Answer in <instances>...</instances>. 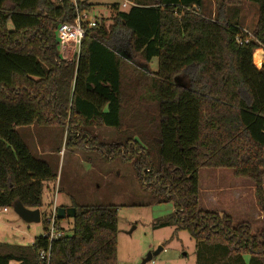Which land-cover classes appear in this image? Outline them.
<instances>
[{"label": "trees", "instance_id": "16d2710c", "mask_svg": "<svg viewBox=\"0 0 264 264\" xmlns=\"http://www.w3.org/2000/svg\"><path fill=\"white\" fill-rule=\"evenodd\" d=\"M125 1L132 5L127 12L113 5L109 25L84 24L78 55L64 60L57 28L91 5L0 0V210L15 203L40 210L56 180L16 129H66V143L101 151L88 130L105 127L120 135L108 157L131 161L143 189L172 205L161 225L189 234L196 264H264V228L253 234L249 223L198 206L199 171L231 169L253 183L264 218V63L257 69L252 62L264 48V0H244L257 20L253 40L242 45V0H213V17L201 14L205 0ZM153 59L157 71L149 77ZM128 67L151 82L158 116L148 130L122 121ZM71 207L72 234L51 243L48 262L39 258L48 247L40 236L29 246L0 243V264H118L117 207Z\"/></svg>", "mask_w": 264, "mask_h": 264}, {"label": "rangeland", "instance_id": "374dc122", "mask_svg": "<svg viewBox=\"0 0 264 264\" xmlns=\"http://www.w3.org/2000/svg\"><path fill=\"white\" fill-rule=\"evenodd\" d=\"M81 1L92 6L86 12L88 21H105L106 25H109L113 5L123 12L129 9L121 7L120 0ZM212 8L211 0H205L201 14L209 17ZM253 16L251 8L244 9L246 22L240 24L241 29L251 32ZM61 57L72 59L74 55L65 51ZM133 63L143 65L138 59ZM149 68L147 75L151 77L150 73L157 71L156 59L151 61ZM150 83L149 80L145 83L130 67L124 72L121 97L124 126L135 125L139 130H148L146 128L148 123H152L151 117L158 116L156 103L150 94ZM16 131L33 156H43L41 159L49 164L56 180L43 193L40 223H24L12 209L5 214L0 211V243L29 246L35 238H39L43 233L44 214L49 211L57 188V208H71L72 202L83 207H117L118 264H141L148 253H154L159 248V253L147 264H196L195 242L189 234L177 231L173 225H161L173 212L172 205L159 203L149 191L143 189L131 161L108 157L111 150L107 147L120 136L118 131L105 127L89 128L96 144L105 146L101 151L87 148L80 142L78 145L66 143V129L62 128L32 126ZM127 137L128 134L124 138ZM198 175L199 194L202 191L203 196L211 190L215 191L217 198L214 205L200 203V199V210L222 212L230 216L235 224L247 222L253 234L264 228V218L258 209L251 181L236 178L231 169H202ZM66 203L69 205H64ZM59 225L66 236H71L72 219L60 220Z\"/></svg>", "mask_w": 264, "mask_h": 264}, {"label": "built area", "instance_id": "2783aa9c", "mask_svg": "<svg viewBox=\"0 0 264 264\" xmlns=\"http://www.w3.org/2000/svg\"><path fill=\"white\" fill-rule=\"evenodd\" d=\"M129 3L124 1L122 7H127ZM84 24L87 25L88 28H91L95 25V21H88V16L86 13L76 14V17L73 23H60L57 31H56V41L59 47L60 54L63 55V52L68 51L71 52V55H78L80 44L84 38ZM241 36H245L244 39L240 36V38L236 39L238 45L247 44L250 40H253V37L249 32L241 29ZM258 50L264 54V48H258L254 51L252 55L253 65L258 69L261 68L264 63V57L259 58V66L257 67L255 64V54ZM66 59V57H65ZM56 195L57 188L54 190L51 206L49 211L46 213L43 218V233L41 237L48 242V247L46 250L41 251L39 254V258L41 260L49 261L51 243L56 240H60L65 236L63 229L60 227L59 222L56 218ZM4 212L7 209H3ZM41 220V219H40Z\"/></svg>", "mask_w": 264, "mask_h": 264}, {"label": "water", "instance_id": "95a60500", "mask_svg": "<svg viewBox=\"0 0 264 264\" xmlns=\"http://www.w3.org/2000/svg\"><path fill=\"white\" fill-rule=\"evenodd\" d=\"M140 68V67H138ZM13 212L26 224H38L40 223V211L39 210H27L20 203H15L12 207ZM75 216L74 208H62L56 209L57 220H63L65 218L73 219ZM161 248H159L154 253H148L146 257L142 260L141 264H147L156 256Z\"/></svg>", "mask_w": 264, "mask_h": 264}, {"label": "crops", "instance_id": "0c3cea01", "mask_svg": "<svg viewBox=\"0 0 264 264\" xmlns=\"http://www.w3.org/2000/svg\"><path fill=\"white\" fill-rule=\"evenodd\" d=\"M121 1V7H122V4H123V2L125 1V0H120ZM151 0H139V2L140 3H149ZM211 2H212V12H210L211 14H210V16L209 17H213V15H214V2H213V0H211ZM129 3V5L127 6V7H124V9H127V8H129V6H131L132 5V3L131 2H128ZM245 8H251L253 11H254V16H253V20H254V23H253V28H254V26H255V23H256V20H257V13H256V8H255V6H253V5H251L250 3H248V2H246V1H244V0H242V6H241V12H240V14H239V17H238V20H239V23L241 24V23H244V21H245V18H244V9ZM111 11H110V14L109 15H111ZM110 17V16H109ZM255 18V19H254ZM246 22V21H245ZM241 27V26H240ZM252 31V30H251ZM258 52H259V50H258ZM62 56V55H61ZM264 57V54L262 53V58ZM62 59H64L65 60V58H63V57H61ZM67 60H71V59H68V58H66ZM258 69H260V67L258 68ZM39 154V153H38ZM37 156H39V155H37ZM39 158H43V156H39ZM214 192L215 191H211V190H208L207 192H205L204 193V195L202 196V191H200V194H199V198H198V204H199V202H200V199H201V202L200 203H203V204H205V205H214L216 202H217V198L215 197V195H214ZM64 205H69V204H64ZM56 207H58V206H56ZM0 211H2V213H8L9 212V210H7L6 212H4L3 210H0ZM220 215H222V214H224V213H219Z\"/></svg>", "mask_w": 264, "mask_h": 264}, {"label": "bare ground", "instance_id": "6f19581e", "mask_svg": "<svg viewBox=\"0 0 264 264\" xmlns=\"http://www.w3.org/2000/svg\"><path fill=\"white\" fill-rule=\"evenodd\" d=\"M262 57V53L259 51L258 52V55H257V59H258V62H259V58Z\"/></svg>", "mask_w": 264, "mask_h": 264}]
</instances>
